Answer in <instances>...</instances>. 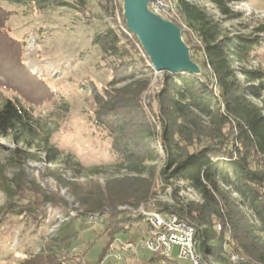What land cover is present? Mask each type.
<instances>
[{
    "label": "trees",
    "instance_id": "1",
    "mask_svg": "<svg viewBox=\"0 0 264 264\" xmlns=\"http://www.w3.org/2000/svg\"><path fill=\"white\" fill-rule=\"evenodd\" d=\"M90 1L0 0L4 12L0 40L5 52L0 56L4 77L0 85L15 89L11 82L16 78L2 70L16 67L27 88L38 83L39 91H58L48 76L35 75L25 66L27 43L11 35L7 20L15 10L3 4L39 14L70 12L74 25H90L102 16L112 20L113 25L92 40L96 68L107 72L106 85L80 87L91 91L86 122L115 159L116 171L125 174L101 184L95 179L71 180L60 168H49L46 176L67 190L76 207L47 193L26 173L25 162L38 157L24 147L38 140L48 163L57 162L62 153L50 144L51 132L30 107L6 98L0 104V138H10L23 149L14 152L16 170L11 177L0 170V191L5 196L0 222L10 216L38 227L47 222L51 209H57L66 220L53 241L66 245L97 224L99 229L94 232L103 239L99 264L119 236L139 228L147 236L149 225L136 215L143 208L175 215L191 226L201 264H264V70L249 66L260 39L244 32L246 26L237 31L225 26L242 19V12L232 6L244 0H171L175 16L168 12L170 20L181 29L200 73L167 75L154 94L148 93L154 71L138 39L125 27L122 0H95L102 16L93 12ZM157 160L160 167L150 164ZM63 161L68 163V155ZM178 182L199 200L178 196ZM171 186V205L155 201L158 193ZM22 200L26 203L20 204ZM46 247L20 264L79 263L77 255L68 250L60 254L52 245ZM150 254V262L178 264L161 253Z\"/></svg>",
    "mask_w": 264,
    "mask_h": 264
},
{
    "label": "rangeland",
    "instance_id": "2",
    "mask_svg": "<svg viewBox=\"0 0 264 264\" xmlns=\"http://www.w3.org/2000/svg\"><path fill=\"white\" fill-rule=\"evenodd\" d=\"M90 3L93 12L102 16L96 1L91 0ZM199 3L211 10V6L207 3ZM3 6L8 10H15L14 14L8 16L7 22L11 28V35L18 39L23 38L27 43L24 54L25 66L35 75L40 76L42 73L48 76L51 82L58 85V91L57 94H50L44 89L39 91L38 83L37 85L33 83L27 88L23 83L20 69L15 67V69L2 70L6 76L16 79L11 82L15 88L13 90L5 89L0 85V104L6 98L18 99L22 104L30 107L40 124L51 132L50 144L62 153L58 161L48 163L44 151L41 150L43 146L37 140L31 143L30 147L24 148L30 154L37 156L38 160L26 161L24 168L29 178L35 180L47 193L63 198L70 207H76L73 200L68 197L67 190L60 188L52 178L46 176L47 169L60 168L62 174L71 180L85 182L95 179L101 184L108 178L125 174L123 171H116L115 159L109 155L106 145L93 133L90 124L86 122L91 91L80 87L81 84L87 87L95 84L100 89L106 85L107 72L96 68L97 51L92 45V40L97 33L112 26L113 21L102 16V19H93L90 25L82 23L74 25L72 23L74 16L70 12H63L58 16L57 12L56 15L51 12L39 14L8 4ZM173 8L171 0H153L148 4L151 12L168 21H171L168 12H174ZM232 8L242 12L243 17L225 26L234 31L242 30L243 26H246L247 31L244 32H253L258 36L260 44L253 51L249 66L264 70V0H244L242 3L234 4ZM161 10L165 11L161 12ZM3 13L0 11V21L3 19ZM172 15L175 16V13ZM115 19L120 26L121 21L117 14ZM256 28H262V31L258 32ZM1 36L3 34L0 32ZM1 43L0 40V56L4 57L5 52L1 49ZM6 62L10 63L9 60ZM146 62L149 64L148 61ZM2 74L0 73L1 81L4 78ZM17 75L20 78L16 77ZM167 75L169 74L153 72L148 93L157 92ZM147 101V98L143 99V103ZM21 146L10 138H0V170L6 177H11L16 170L13 164L14 152L18 148L23 149ZM67 155L68 163L65 164L63 160ZM150 164L160 167L161 161L157 160ZM94 170H98L96 174L91 173ZM175 186L181 189L183 183L178 182ZM173 189L174 187L171 186L158 193L155 201L171 205ZM178 196L188 200H199L190 190L181 189ZM4 203L5 196L0 191V207ZM19 203L25 204L26 200ZM65 220V215L57 209H51L47 222L38 227L20 221L17 217H6L0 222V264H20L24 258L44 248L47 249L46 246L49 245L55 247L54 249L60 254L68 250L70 254L77 255L75 258L79 260L78 264H96L103 246V239L98 238L94 232L99 229L97 224L84 230L77 238L70 241L69 245L62 243L61 245L53 241V238L59 225ZM147 236L143 228L132 229L129 235L119 236L99 264H156L149 261L151 254L143 247ZM170 259L176 260L178 264H189L178 258L176 246L172 248Z\"/></svg>",
    "mask_w": 264,
    "mask_h": 264
},
{
    "label": "water",
    "instance_id": "3",
    "mask_svg": "<svg viewBox=\"0 0 264 264\" xmlns=\"http://www.w3.org/2000/svg\"><path fill=\"white\" fill-rule=\"evenodd\" d=\"M153 0H122L126 29L133 34L148 57L151 67L172 76L198 75L199 66L190 58L181 29L148 9Z\"/></svg>",
    "mask_w": 264,
    "mask_h": 264
},
{
    "label": "built area",
    "instance_id": "4",
    "mask_svg": "<svg viewBox=\"0 0 264 264\" xmlns=\"http://www.w3.org/2000/svg\"><path fill=\"white\" fill-rule=\"evenodd\" d=\"M164 11L161 10V12ZM171 14H174V12H171ZM153 71L157 72L154 69ZM136 215L142 216L149 225L148 236L143 243V247L147 252L161 253L170 259L172 248L176 246L180 260H185L189 264H201L200 256L196 250L194 229L191 226L175 215H163L154 210L139 208ZM220 228V225L216 226L217 230H220ZM231 260L235 262L236 257L232 256Z\"/></svg>",
    "mask_w": 264,
    "mask_h": 264
}]
</instances>
